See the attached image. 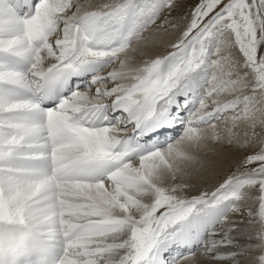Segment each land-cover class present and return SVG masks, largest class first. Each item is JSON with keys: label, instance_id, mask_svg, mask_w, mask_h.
Instances as JSON below:
<instances>
[{"label": "snow or ice", "instance_id": "6c2138e0", "mask_svg": "<svg viewBox=\"0 0 264 264\" xmlns=\"http://www.w3.org/2000/svg\"><path fill=\"white\" fill-rule=\"evenodd\" d=\"M176 6L0 0V264H264V0Z\"/></svg>", "mask_w": 264, "mask_h": 264}, {"label": "bare ground", "instance_id": "6f19581e", "mask_svg": "<svg viewBox=\"0 0 264 264\" xmlns=\"http://www.w3.org/2000/svg\"><path fill=\"white\" fill-rule=\"evenodd\" d=\"M94 2L100 3L106 2V0H94ZM155 39L156 43L146 49L149 55L163 54L167 51L166 45L169 46L172 43V32L168 30L166 33L157 35ZM137 59L139 60L140 57L137 56ZM243 155V152L228 151L220 146H217L214 152H209L207 155L202 154L203 167L193 171L188 179V183L192 186L189 194H198L199 191L216 186L219 181L226 177L229 166L237 165ZM218 179L219 181H217Z\"/></svg>", "mask_w": 264, "mask_h": 264}, {"label": "rangeland", "instance_id": "374dc122", "mask_svg": "<svg viewBox=\"0 0 264 264\" xmlns=\"http://www.w3.org/2000/svg\"><path fill=\"white\" fill-rule=\"evenodd\" d=\"M195 2H196V0H176L177 6L172 10L170 18L173 21L178 22L180 27L177 29H174V30L169 29L172 32V42H174L175 39L179 36L180 29L183 28V26L187 23V20L185 19V17L190 18V15H189L190 14V8ZM166 49H168L167 45H166ZM164 53H166V51ZM243 154L245 155L246 153L243 152ZM235 167H236V165L229 166V170L227 172V175L231 171H233L235 169ZM220 179H222V178H220ZM217 181H219V179Z\"/></svg>", "mask_w": 264, "mask_h": 264}]
</instances>
